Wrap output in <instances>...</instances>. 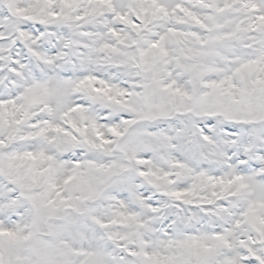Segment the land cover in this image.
Here are the masks:
<instances>
[{
  "label": "snow or ice",
  "instance_id": "6c2138e0",
  "mask_svg": "<svg viewBox=\"0 0 264 264\" xmlns=\"http://www.w3.org/2000/svg\"><path fill=\"white\" fill-rule=\"evenodd\" d=\"M0 264H264V0H0Z\"/></svg>",
  "mask_w": 264,
  "mask_h": 264
}]
</instances>
